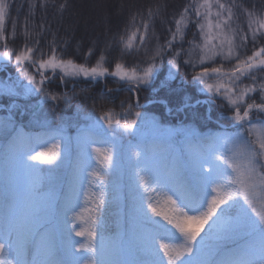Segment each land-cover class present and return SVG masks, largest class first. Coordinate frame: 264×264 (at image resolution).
Listing matches in <instances>:
<instances>
[{
  "label": "snow or ice",
  "instance_id": "1",
  "mask_svg": "<svg viewBox=\"0 0 264 264\" xmlns=\"http://www.w3.org/2000/svg\"><path fill=\"white\" fill-rule=\"evenodd\" d=\"M11 7L0 0V68L12 65L16 75L0 83V95L39 96L38 105L13 101L10 110L40 123L47 139L36 150L11 116L0 125V133L12 134L0 152V264H264V3L187 0L169 13L167 3L121 2L112 13L116 30L109 29L94 64L95 42L83 63L66 55L69 41L59 32L69 0H30L19 33L16 21L6 27ZM165 61L161 86L182 64L190 68L209 103L224 101L228 128L163 127L142 111L139 92ZM57 77L65 85L112 77L132 95L110 106L102 94L91 111L77 108L73 124L56 109L80 94L51 91ZM47 103L60 120L55 127L36 111ZM73 142L76 159L57 184ZM114 173L126 182L110 185L105 177ZM125 198L127 238L106 235L109 210Z\"/></svg>",
  "mask_w": 264,
  "mask_h": 264
},
{
  "label": "trees",
  "instance_id": "2",
  "mask_svg": "<svg viewBox=\"0 0 264 264\" xmlns=\"http://www.w3.org/2000/svg\"><path fill=\"white\" fill-rule=\"evenodd\" d=\"M60 2H62V0H57V3ZM69 2L71 7L65 13L64 26L59 32L60 36L66 37L69 41L66 55L71 56L73 59L77 60V62L83 63L85 53L95 42L97 52L88 58V63L94 64L99 51L104 48V41L116 30L117 18L115 15H112V13L118 10V5L121 2L134 5L135 7H144L156 3H167L169 5L168 12L171 13L174 10H178L179 6L186 3L187 0H115V2H108L105 4L110 7L103 10L99 7H95L97 9L93 7V10H91L89 0H69ZM246 2L249 5L255 3L259 6L264 3V0H246ZM29 3L30 0H11L12 7L6 23V27L9 30L11 29L12 22L16 21L17 32H20L24 18L28 16L29 13ZM85 10L87 13H91V15L97 11V13L104 16L103 22L91 28L86 27L83 22V12L85 13ZM133 10H135V8ZM49 11L51 13V9ZM40 15V10L37 8V23H39ZM121 27H123V25H121ZM65 28L68 29L67 32L64 30ZM110 28L112 29V32L109 31ZM156 30L161 34V42H163V26L157 23ZM193 31L195 30L193 29ZM187 39H192L191 32L188 33ZM21 43L22 41L18 38L14 46L19 47ZM184 47L187 48L188 45L185 44ZM0 51H3V48H0ZM115 57L116 53L113 52L110 56V61H114ZM109 66L111 67L112 64L110 63ZM15 75V68L12 65L0 68V83L10 82V78H14ZM168 76L169 67L167 61H165V64L160 67L159 74L151 85L143 87L139 92L141 104L154 100V102L145 106L142 111H147L148 113L156 115L160 122L165 125H176L183 122L195 126L199 131L208 129L209 131L204 134L219 132L229 127L231 122L226 116L221 115V113L227 111L226 107H221V105L224 104V101L215 99L209 103L208 101L210 100V97L201 93L199 89L192 84L190 68H187L182 64L179 72L176 74V78L169 80L167 86L162 87L161 81L166 80ZM182 79L185 80L186 83L181 84ZM73 84H75V88H73ZM49 88L51 91L60 94H63L65 91H67L68 94H71L73 91L80 94L74 97L70 104L61 103L56 109V112L60 115L71 118L73 124L76 123L77 108H80L83 113L91 111L93 100L100 103L98 98L102 94L105 96L104 102L109 103L110 106L119 105L121 100H125L132 95L127 91L126 85L112 77H107L96 82H86L84 80L68 81L66 85L62 84L57 77L53 83L49 85ZM177 88L180 90L175 91ZM107 89H112V92L107 93ZM203 99H205V102L202 101ZM13 101L16 104L25 105L27 98H15L8 95H0V125L4 124L11 116L17 127L23 126L25 132L32 134L31 146L36 150H39V146L47 139V137L40 136L39 134L46 129L41 127L40 123L29 124L30 117H22L19 114L21 109L11 108L10 110ZM198 101L199 103H197ZM167 109H169V111ZM117 110L119 109L117 108ZM43 113H47L48 121L53 127L60 123L58 118L53 119L51 103L42 106L41 114ZM79 122L84 123L82 119ZM222 125H225L226 127H223ZM75 134L76 132L74 128L68 129V135L74 136ZM11 135L12 134L6 128L0 133V152H2L3 147L8 144ZM75 159L76 150L73 152V159L70 166ZM70 170L69 167L67 174ZM105 179L111 185L107 176ZM45 184H47V181H45ZM44 189L45 188L42 189L43 192ZM128 210L129 206L126 198L122 203L121 201H117V203L112 206L106 217V235L116 237L119 234L124 233L125 238H127V230L129 227L127 221Z\"/></svg>",
  "mask_w": 264,
  "mask_h": 264
},
{
  "label": "rangeland",
  "instance_id": "3",
  "mask_svg": "<svg viewBox=\"0 0 264 264\" xmlns=\"http://www.w3.org/2000/svg\"><path fill=\"white\" fill-rule=\"evenodd\" d=\"M108 2L109 3L115 2V0H89L90 9L93 10V7L95 8V7H97V5H105ZM95 9H97V8H95ZM103 19H104V16L97 13V11L93 15H91V13H87L86 10H85V13L83 12V22H84V25L88 28H91L93 26H97V25L101 24V22H103ZM1 83H3V82H1ZM4 83H7V82H4ZM26 98H27L26 104H29V106L38 105V102L40 100V97L36 96V95H34L32 97H26ZM36 111H37L38 115H40L41 111H42V107H37ZM148 114L150 116H154L156 118V120L159 122V124L162 125L163 127H171V128L192 127V128H195L200 133H205V132L209 131L208 129L204 130V131H199L195 126H193L191 124H186L183 122H180L176 125H165V124H162L160 122V120L158 119V117L156 115H154L152 113H148ZM75 135L72 137H75ZM180 138L181 137H177V139H180ZM75 150H76L75 143L73 142L72 150H71L70 154L65 159L63 166L57 170V173H56V176L58 178L56 181L57 184L65 178V175L67 174L68 169L70 167V163L73 159V152ZM107 179L111 184H122V183L126 182V177H121L120 173H114V174L108 175ZM44 188H45L44 192H47L49 190V182L48 181H47V184H45ZM123 200L121 201V203L123 202Z\"/></svg>",
  "mask_w": 264,
  "mask_h": 264
},
{
  "label": "water",
  "instance_id": "4",
  "mask_svg": "<svg viewBox=\"0 0 264 264\" xmlns=\"http://www.w3.org/2000/svg\"><path fill=\"white\" fill-rule=\"evenodd\" d=\"M151 102V101H150ZM150 102H147V103H145L144 105H147V104H149Z\"/></svg>",
  "mask_w": 264,
  "mask_h": 264
}]
</instances>
